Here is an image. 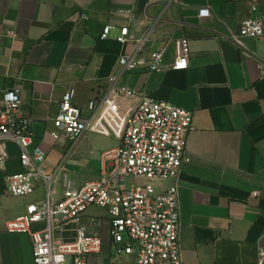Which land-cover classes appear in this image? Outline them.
I'll return each mask as SVG.
<instances>
[{
  "label": "crops",
  "instance_id": "0c3cea01",
  "mask_svg": "<svg viewBox=\"0 0 264 264\" xmlns=\"http://www.w3.org/2000/svg\"><path fill=\"white\" fill-rule=\"evenodd\" d=\"M201 8L209 14L200 17ZM250 18L264 19V0L256 11L248 0H178L167 6L164 0H0V97L7 88L20 89L32 146L47 152L45 166L52 170L68 147L67 140L49 135L63 95L74 89L72 102L88 115L89 100L102 95L109 77L119 73V56L138 46L116 40L121 28L128 26L135 40L153 28L137 52L143 63L120 74L117 86L133 93L119 102L123 112L143 98L193 112L190 161L176 182L183 264H256L257 250L264 247V47L247 37L240 45L232 41ZM108 25L109 36L101 39ZM181 37L189 41V65L166 68L174 60L173 41ZM162 49L164 68L148 70L150 54ZM116 145L113 137L87 131L65 161L68 178L74 185L96 179L101 153ZM5 149L0 264H32L29 237L7 232L6 223L40 201L43 189L24 197L7 192L8 177L22 166L17 147L8 143ZM167 183L156 185L163 189ZM84 221L102 240L101 252L86 264H110L107 211L90 207ZM60 236L73 240L75 224Z\"/></svg>",
  "mask_w": 264,
  "mask_h": 264
},
{
  "label": "built area",
  "instance_id": "2783aa9c",
  "mask_svg": "<svg viewBox=\"0 0 264 264\" xmlns=\"http://www.w3.org/2000/svg\"><path fill=\"white\" fill-rule=\"evenodd\" d=\"M166 6L178 0H164ZM251 10H258L259 0H248ZM200 17L209 14L201 8ZM161 16L158 19L161 20ZM156 22L152 24L155 26ZM111 27L102 29L100 38L109 36ZM153 28L140 40L133 39L128 26L121 28L116 40L120 44L138 43L136 50L118 58L119 73L109 77V86L98 98L89 100L82 108L72 102L74 89L67 91L52 118L49 131L54 141L67 140V151L52 170L45 166L47 152L32 146L31 118L23 109L21 92L17 87L3 90L0 97V155L7 157L6 144L19 151L22 170L7 179V192L24 197L42 187V199L30 202L24 211L8 220L6 231L29 237L32 264H86L101 252L102 240L90 232L84 221L90 207L105 209L110 225L112 253L110 264H183L180 241V197L177 180L183 166L190 161L188 135L194 129L193 112L168 101L143 98L129 112L120 108V98L133 93L117 86L120 74L136 70L143 62L137 52ZM255 39L264 47V19H245L235 44L241 38ZM174 60L166 68L186 69L190 48L186 37L173 41ZM164 51L150 54L148 70H160ZM110 136L117 145L104 150L100 170L94 180L74 185L68 178L65 161L77 141L87 132ZM144 182L135 185L132 180ZM168 182L160 189L156 185ZM258 196L259 191H253ZM75 224V238L60 236L70 224ZM256 264H264V247L256 254Z\"/></svg>",
  "mask_w": 264,
  "mask_h": 264
},
{
  "label": "rangeland",
  "instance_id": "374dc122",
  "mask_svg": "<svg viewBox=\"0 0 264 264\" xmlns=\"http://www.w3.org/2000/svg\"><path fill=\"white\" fill-rule=\"evenodd\" d=\"M132 182L135 184V185H140V184H142L143 182H144V180H142V179H134V180H132Z\"/></svg>",
  "mask_w": 264,
  "mask_h": 264
}]
</instances>
